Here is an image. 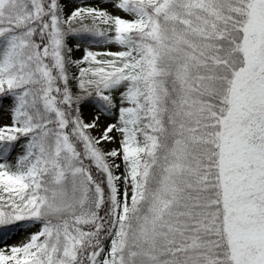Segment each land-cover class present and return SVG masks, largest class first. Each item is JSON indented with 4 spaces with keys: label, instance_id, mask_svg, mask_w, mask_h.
<instances>
[{
    "label": "snow or ice",
    "instance_id": "obj_1",
    "mask_svg": "<svg viewBox=\"0 0 264 264\" xmlns=\"http://www.w3.org/2000/svg\"><path fill=\"white\" fill-rule=\"evenodd\" d=\"M0 264H264V0H0Z\"/></svg>",
    "mask_w": 264,
    "mask_h": 264
}]
</instances>
